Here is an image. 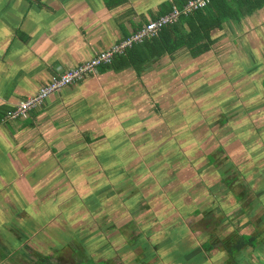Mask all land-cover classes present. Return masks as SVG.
<instances>
[{
	"label": "rangeland",
	"instance_id": "obj_1",
	"mask_svg": "<svg viewBox=\"0 0 264 264\" xmlns=\"http://www.w3.org/2000/svg\"><path fill=\"white\" fill-rule=\"evenodd\" d=\"M255 16L216 32L213 50L197 59L181 51L141 78L130 71L102 98L86 94L52 123L46 119L48 135L56 136L49 130L56 121L66 132L49 140L55 152L45 143L21 154L36 157L20 167L21 185H0L1 244L22 251L19 259L35 251L73 264L69 248L77 239L97 262L115 256L116 264H173L176 250L164 248L165 235L180 225L197 223L191 235L200 244L222 212V237L249 232L223 180L238 178L249 152L264 145V11ZM88 131L92 142L82 134ZM220 146L215 169L207 156ZM241 147L247 154H238ZM233 189L243 192L237 183ZM254 221L264 229V218ZM259 249L247 247L240 264H264V242ZM207 255L194 264H225V252Z\"/></svg>",
	"mask_w": 264,
	"mask_h": 264
},
{
	"label": "crops",
	"instance_id": "obj_2",
	"mask_svg": "<svg viewBox=\"0 0 264 264\" xmlns=\"http://www.w3.org/2000/svg\"><path fill=\"white\" fill-rule=\"evenodd\" d=\"M182 2L183 0H0V107H12L20 100L33 96L52 80L59 68L63 71L72 69L96 57L98 53L125 41L150 21L169 14L174 8H183L188 3L181 7L177 6ZM169 10H171L169 13H164ZM257 11H264V8L255 12ZM255 12L243 17L240 22H225V26L240 24L245 19L254 18L256 17ZM216 38L219 39V37ZM164 58L172 59L169 56L160 58L150 64L142 76L146 72L152 71L155 65ZM130 71L136 74L131 67L123 69L113 67L99 71L97 75L52 95L42 106L33 110L34 113L29 114L27 118L0 124V185L11 184L15 188L22 184L20 170L22 171L23 168L20 167L24 166L25 161L31 163L36 160L32 153H30V157H24L25 160H23L21 154H26L28 147L41 146L43 149L47 143L51 148L50 152H55V148L49 144V140L52 137L55 139L56 136L64 135L66 126H63L62 122L56 121L53 124L56 128L52 125L49 129L52 132H57L56 136L52 133L48 135L47 129L42 127L46 119L52 123L55 114L64 112L65 109L68 110V106H77L76 103L84 99L86 94L102 98L105 92L115 88V84L124 81L123 74L126 73L127 77ZM136 76L138 75L136 74ZM61 119L66 121V116H62ZM89 132H82V134L87 142H89L88 139H92L90 141L92 142L94 140ZM262 140H264V133ZM258 147L260 149L257 148L252 153L249 152L251 159L243 162L248 163V167L241 164L238 178L235 179L238 180L237 185L243 188V192L240 191L237 199L239 209L243 212L242 217H247L245 222L250 224L249 232L247 231L248 233L245 234L262 235L264 234L263 226H259L254 221L257 218H264V145H258ZM243 148L239 149L238 154H247V152L242 153ZM224 151L223 147L222 152ZM217 152H220L219 148L207 158L215 157ZM211 166L214 167L213 164ZM232 179L234 178L223 180L230 192L234 191V185L232 188L228 187V183ZM257 182H260L261 191L255 190L254 183ZM246 190L251 194L248 195L244 192ZM219 214L222 212L216 213L212 220L215 230H211L208 239L200 244H198L199 237L194 239L193 246L196 247L194 253H188L186 259L183 258L181 261L175 259L173 254L170 258L174 260L173 264H186V261H193L198 256L207 257L209 253H205L202 249L208 242L213 246L216 245L214 250L219 252L220 247L218 246L221 245V240L228 236L222 237L223 230H218L222 226ZM223 217L227 218L225 214ZM252 225H255L256 229ZM213 226L210 224L207 229ZM226 227L224 226V228ZM185 229L190 233L193 230L197 231L198 224L193 223ZM185 240L182 241L183 250L188 247L187 238ZM262 242H264V238L259 241L257 250H260L259 246H262ZM197 248L200 250L198 251ZM212 252L210 253L212 254Z\"/></svg>",
	"mask_w": 264,
	"mask_h": 264
},
{
	"label": "trees",
	"instance_id": "obj_3",
	"mask_svg": "<svg viewBox=\"0 0 264 264\" xmlns=\"http://www.w3.org/2000/svg\"><path fill=\"white\" fill-rule=\"evenodd\" d=\"M188 0H183L182 3L177 4V6H183L187 3ZM264 8V0H211L210 4L198 11H195L189 15H181L177 22L165 26L156 36L145 39L141 43L135 44L132 48L126 49L123 54H119L115 57L114 62L111 65L101 66L98 70L103 71L105 69H111L117 67V69H123L131 67L135 70L138 76H142V73L146 68L154 63L155 61L163 58L164 56H169L172 59H175L176 56L181 51H185L193 59H197L209 52H211L219 41L215 37L217 31H223L225 29V22L237 21L240 22L243 17L248 16L255 12L258 9ZM172 10V9H171ZM171 10L164 13H169ZM139 31V30H138ZM137 32V31H136ZM129 36V35H128ZM86 62V61H85ZM83 64V63H82ZM81 65V64H80ZM264 88V82H263ZM26 99V98H24ZM12 107L2 106L0 107V124L4 122V118L8 111L12 110ZM34 113L31 111L29 114ZM223 124L227 123V120H223ZM92 140V139H91ZM88 139V141H91ZM220 152L223 151V147H219ZM209 164H215L216 156L209 157ZM218 165L214 166L217 169ZM237 179H232L228 183V187L232 188V185L237 183ZM235 199H238V194L233 191ZM178 222V220H177ZM176 222V223H177ZM181 222V221H180ZM179 222V224H180ZM178 224V225H179ZM177 225V226H178ZM256 229L255 225H252ZM177 230L180 231V236L177 235ZM179 233V232H178ZM166 243L167 251L173 248L174 244V255L173 257L177 260L186 259V255L196 250V247L193 246L194 239L190 231L185 229L183 225L178 226L175 231L167 233ZM188 240V247L184 251H181L183 247V237ZM261 234H239L234 233L228 235L225 239L221 240V245L219 252H225V264H240L239 258L244 254V250L247 247L256 249L261 241ZM75 240V239H74ZM72 240V241H74ZM76 239L74 247H67L72 250V262L73 264H78L77 262H85L87 264H116L113 259L115 256H112L108 260H102V262H97L93 258L85 256L82 249L84 248L81 243H77ZM77 243V244H76ZM127 243H129L127 241ZM131 243H129L130 245ZM176 244H179L177 247ZM128 245V249L132 250L135 244H132V248ZM80 246V247H79ZM217 246L211 243H205L204 249L205 253H210L214 251ZM85 249V248H84ZM22 252V251H21ZM21 252L17 250H9V248L3 246L0 242V263L5 264H64L66 261L61 260L54 261V257L50 255H43L39 252L34 251V258L23 257L19 259L17 257ZM56 254H59V250L56 251ZM154 256V255H152ZM160 257L161 254H159ZM200 257V256H199ZM22 258V257H21ZM56 258V257H55ZM113 258V259H112ZM154 258V257H153ZM158 258V257H155ZM188 258V257H187ZM195 257L194 259H197ZM69 258L66 257L65 260ZM76 261V262H75ZM186 264H194L193 261L188 260Z\"/></svg>",
	"mask_w": 264,
	"mask_h": 264
},
{
	"label": "built area",
	"instance_id": "obj_4",
	"mask_svg": "<svg viewBox=\"0 0 264 264\" xmlns=\"http://www.w3.org/2000/svg\"><path fill=\"white\" fill-rule=\"evenodd\" d=\"M210 1L190 0L183 8H174L169 14L155 21H150L125 41L98 53L96 57L83 64L65 71L59 68L56 75L53 76L47 85L41 87L33 96L22 99L15 104L13 109L6 114L4 122L27 118L31 111L40 107L52 95L83 81L86 77L96 75L101 66L111 65L115 57L123 54L126 49L132 48L135 44L141 43L147 38L156 36L165 26L177 22L181 15H189L207 7Z\"/></svg>",
	"mask_w": 264,
	"mask_h": 264
}]
</instances>
